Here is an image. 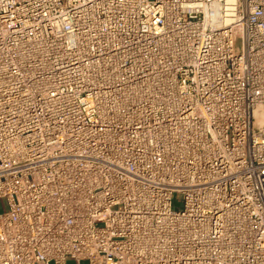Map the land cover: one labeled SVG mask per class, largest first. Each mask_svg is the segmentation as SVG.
<instances>
[{
    "label": "built area",
    "instance_id": "obj_1",
    "mask_svg": "<svg viewBox=\"0 0 264 264\" xmlns=\"http://www.w3.org/2000/svg\"><path fill=\"white\" fill-rule=\"evenodd\" d=\"M1 199L0 264H264V0H0Z\"/></svg>",
    "mask_w": 264,
    "mask_h": 264
},
{
    "label": "rangeland",
    "instance_id": "obj_2",
    "mask_svg": "<svg viewBox=\"0 0 264 264\" xmlns=\"http://www.w3.org/2000/svg\"><path fill=\"white\" fill-rule=\"evenodd\" d=\"M182 208V200L179 195H175L173 199V209L179 210ZM7 210V203L5 199L0 200V212H5Z\"/></svg>",
    "mask_w": 264,
    "mask_h": 264
},
{
    "label": "crops",
    "instance_id": "obj_3",
    "mask_svg": "<svg viewBox=\"0 0 264 264\" xmlns=\"http://www.w3.org/2000/svg\"><path fill=\"white\" fill-rule=\"evenodd\" d=\"M54 264V263H52ZM64 264H75V261L73 259H67Z\"/></svg>",
    "mask_w": 264,
    "mask_h": 264
}]
</instances>
